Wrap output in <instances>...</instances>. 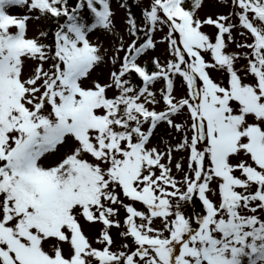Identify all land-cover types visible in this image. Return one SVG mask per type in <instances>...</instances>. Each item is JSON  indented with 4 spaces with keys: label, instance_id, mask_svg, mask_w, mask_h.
<instances>
[{
    "label": "snow or ice",
    "instance_id": "6c2138e0",
    "mask_svg": "<svg viewBox=\"0 0 264 264\" xmlns=\"http://www.w3.org/2000/svg\"><path fill=\"white\" fill-rule=\"evenodd\" d=\"M0 264H264V0H0Z\"/></svg>",
    "mask_w": 264,
    "mask_h": 264
},
{
    "label": "rangeland",
    "instance_id": "374dc122",
    "mask_svg": "<svg viewBox=\"0 0 264 264\" xmlns=\"http://www.w3.org/2000/svg\"><path fill=\"white\" fill-rule=\"evenodd\" d=\"M206 10H208V11H221V12H223V11H227L226 9H224V8H219V9H206ZM12 13H14V14H19L20 13V9L19 8H13V9H11L10 10ZM202 15H203V13H201ZM207 31H212L213 29L212 28H208V29H206ZM157 55H160L161 57H163V55H164V51H163V48L161 47V49L159 50V52L157 53ZM113 235L115 236L116 235V233H115V231H113ZM120 242V240H119V238H117V243H119Z\"/></svg>",
    "mask_w": 264,
    "mask_h": 264
}]
</instances>
